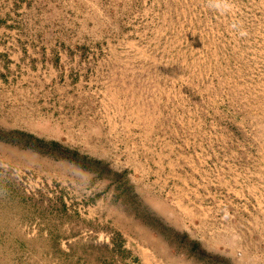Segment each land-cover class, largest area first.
<instances>
[{
    "label": "rangeland",
    "instance_id": "374dc122",
    "mask_svg": "<svg viewBox=\"0 0 264 264\" xmlns=\"http://www.w3.org/2000/svg\"><path fill=\"white\" fill-rule=\"evenodd\" d=\"M0 264H264V0H0Z\"/></svg>",
    "mask_w": 264,
    "mask_h": 264
}]
</instances>
